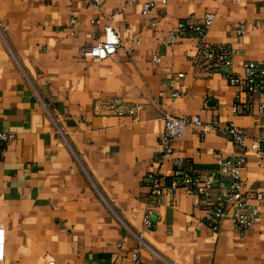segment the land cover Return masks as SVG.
<instances>
[{
    "label": "crops",
    "instance_id": "obj_1",
    "mask_svg": "<svg viewBox=\"0 0 264 264\" xmlns=\"http://www.w3.org/2000/svg\"><path fill=\"white\" fill-rule=\"evenodd\" d=\"M150 1L144 17L142 0H100L99 7L0 0V132L15 136L0 144V264H128L132 252L142 264H264V203L253 202L258 217L249 229L224 219L212 231L200 199L176 189L152 199L153 226L142 225L145 175L167 178L171 169L168 160L154 162L162 113L217 125L204 133L187 127L171 142L194 172L238 153L223 126L241 131L247 145L262 136L257 98L222 75H241L245 62L264 59V0ZM113 12L116 53L82 58ZM205 13L214 16L206 41L232 51L228 69L192 64L190 38L159 43L177 21ZM176 74L183 77L165 86ZM171 89L180 93L174 101ZM116 98L136 106L133 115L106 112L105 101ZM258 147L242 153L247 191L264 190V144Z\"/></svg>",
    "mask_w": 264,
    "mask_h": 264
},
{
    "label": "built area",
    "instance_id": "obj_2",
    "mask_svg": "<svg viewBox=\"0 0 264 264\" xmlns=\"http://www.w3.org/2000/svg\"><path fill=\"white\" fill-rule=\"evenodd\" d=\"M131 3V2H129ZM90 6L99 7L100 0H87ZM159 4H165V0H160ZM155 4L150 0H142L140 14L144 17L150 15ZM115 13H110L108 21L102 28V37L96 40L91 46L82 48L80 56L94 60H104L113 56L120 46L117 29L111 24ZM214 16L205 13L201 18H186L176 22L159 43L164 47H171L180 39L190 38L194 41V56L192 64H200L208 70L228 69L231 66L232 51L224 45H212L206 41V34L210 29ZM74 20H70L73 24ZM156 21L150 22V27L154 28ZM236 35L242 34V26L236 29ZM137 43V42H134ZM153 63L158 62L156 55L152 56ZM223 78L231 87L238 88L249 98H257L258 110L264 114V59L255 62H245L241 67V75L224 73ZM182 74H176L168 80L165 86L172 87L175 80L181 79ZM166 94L164 90L158 92L159 97ZM168 98L174 101L180 93L174 89L168 91ZM106 112L117 116L123 114L133 115L136 106L125 105L120 98L108 99L105 101ZM162 131L157 137L159 152L154 162L160 164L168 160L171 169L167 178L156 173H148L145 180L148 186V201L145 206V213L142 225L151 228L153 213V198L163 194H169L176 189H182L189 194L197 196L204 211V216L209 221L212 231H216L217 224L224 219L229 220L238 231L249 229L257 220L258 208L254 203H264V190H245V182L241 175L245 167L243 151L259 150L258 144H264V129L262 136L257 142L247 145L245 135L233 127L225 125L220 129L223 137L235 147L238 153L229 157L217 158L215 167L208 171L194 172L183 160V158L173 155L171 142L180 138L187 127L199 129L202 133L218 129L215 123L203 124L199 117H175L167 112L162 113ZM15 136L10 133L0 132V144L12 142ZM214 191V193H212ZM2 245V235L0 232V249ZM47 264H53L49 262ZM128 264H142L136 252L129 255Z\"/></svg>",
    "mask_w": 264,
    "mask_h": 264
}]
</instances>
